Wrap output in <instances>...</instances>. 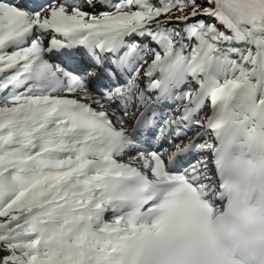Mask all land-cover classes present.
Segmentation results:
<instances>
[{
  "label": "snow or ice",
  "instance_id": "snow-or-ice-1",
  "mask_svg": "<svg viewBox=\"0 0 264 264\" xmlns=\"http://www.w3.org/2000/svg\"><path fill=\"white\" fill-rule=\"evenodd\" d=\"M0 264H264V0H0Z\"/></svg>",
  "mask_w": 264,
  "mask_h": 264
},
{
  "label": "rangeland",
  "instance_id": "rangeland-1",
  "mask_svg": "<svg viewBox=\"0 0 264 264\" xmlns=\"http://www.w3.org/2000/svg\"><path fill=\"white\" fill-rule=\"evenodd\" d=\"M197 2L199 3L200 0H197ZM84 7H85V9H87V5L86 4L84 5ZM189 11H190V9H189ZM161 19H165V17L162 16ZM173 19H174V17H173ZM173 26H175V25H173ZM45 43H47V38L45 39ZM61 94H63V93H61Z\"/></svg>",
  "mask_w": 264,
  "mask_h": 264
},
{
  "label": "bare ground",
  "instance_id": "bare-ground-1",
  "mask_svg": "<svg viewBox=\"0 0 264 264\" xmlns=\"http://www.w3.org/2000/svg\"><path fill=\"white\" fill-rule=\"evenodd\" d=\"M210 114H211V113H207V115H210ZM207 115H206V116H207ZM206 116H205V117H206ZM131 124H132V123H131ZM131 124H130V125H131ZM124 160L126 161V160H127V157H124Z\"/></svg>",
  "mask_w": 264,
  "mask_h": 264
}]
</instances>
